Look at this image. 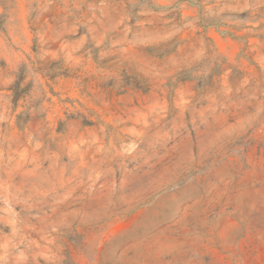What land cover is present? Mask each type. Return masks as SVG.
Returning a JSON list of instances; mask_svg holds the SVG:
<instances>
[{
    "label": "rangeland",
    "instance_id": "obj_1",
    "mask_svg": "<svg viewBox=\"0 0 264 264\" xmlns=\"http://www.w3.org/2000/svg\"><path fill=\"white\" fill-rule=\"evenodd\" d=\"M0 18V264H264V0Z\"/></svg>",
    "mask_w": 264,
    "mask_h": 264
},
{
    "label": "trees",
    "instance_id": "obj_2",
    "mask_svg": "<svg viewBox=\"0 0 264 264\" xmlns=\"http://www.w3.org/2000/svg\"><path fill=\"white\" fill-rule=\"evenodd\" d=\"M1 23H2V21H1V18H0V27H1Z\"/></svg>",
    "mask_w": 264,
    "mask_h": 264
}]
</instances>
